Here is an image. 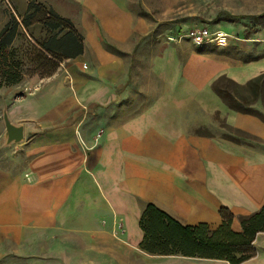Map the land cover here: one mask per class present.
Masks as SVG:
<instances>
[{
    "label": "crops",
    "instance_id": "crops-1",
    "mask_svg": "<svg viewBox=\"0 0 264 264\" xmlns=\"http://www.w3.org/2000/svg\"><path fill=\"white\" fill-rule=\"evenodd\" d=\"M37 1L73 23L83 53L0 87V264H230L150 254L139 219L153 203L216 229L226 208L239 233L264 205V121L212 89L264 74V27L237 47L192 48L153 31L142 0ZM250 106L264 116V96ZM4 107L21 144H2ZM252 246L239 264H264V231Z\"/></svg>",
    "mask_w": 264,
    "mask_h": 264
},
{
    "label": "trees",
    "instance_id": "trees-1",
    "mask_svg": "<svg viewBox=\"0 0 264 264\" xmlns=\"http://www.w3.org/2000/svg\"><path fill=\"white\" fill-rule=\"evenodd\" d=\"M26 1L24 13L10 12L0 28V87L18 84L28 77H49L62 61L83 53L84 37L68 18L37 0ZM230 17L237 19V16ZM258 30L243 38H250ZM181 33L177 30L170 35L178 38ZM222 82L240 86L224 76L213 82V91L228 106L257 115L264 121L262 114L245 104L246 97L240 100L232 98L227 92V84L222 85ZM259 85L261 91L264 74L241 88L255 95ZM219 214L222 223L216 229L209 228L205 223L185 225L155 204L148 203L139 219L144 233L140 247L150 254L213 258L230 264H239L252 257L255 235L264 231V205L256 212L240 216L242 231L239 233L231 230L233 214L228 209L221 208Z\"/></svg>",
    "mask_w": 264,
    "mask_h": 264
},
{
    "label": "rangeland",
    "instance_id": "rangeland-1",
    "mask_svg": "<svg viewBox=\"0 0 264 264\" xmlns=\"http://www.w3.org/2000/svg\"><path fill=\"white\" fill-rule=\"evenodd\" d=\"M142 1L146 5L142 9L143 13L149 17V20L155 26L152 30L161 35H170L177 30H181L184 33L192 28H206L210 32L226 33L229 35L228 43L234 41V46L237 47L238 40H236V37L247 36L258 28L264 27V0ZM20 2L21 0H0V28L7 20L10 12L18 14L17 9L19 8L17 4ZM230 16H237V19H233ZM184 41L183 43L188 44L187 46L195 47L190 39H184ZM224 84H227V92L231 96L242 94L243 89L222 82V85ZM259 87L260 85L255 95L246 93L245 104L247 106H250L259 94L264 96V85L261 91ZM219 122L220 126L224 128L225 124L223 121L219 119ZM198 131L209 134L206 129H200ZM225 136L237 137V134L230 130L225 133ZM22 142L14 144H21Z\"/></svg>",
    "mask_w": 264,
    "mask_h": 264
},
{
    "label": "built area",
    "instance_id": "built-area-1",
    "mask_svg": "<svg viewBox=\"0 0 264 264\" xmlns=\"http://www.w3.org/2000/svg\"><path fill=\"white\" fill-rule=\"evenodd\" d=\"M182 37L189 38L196 45L214 43L218 46L224 47L228 44L229 35L223 32H210L206 28H192L179 34L177 39Z\"/></svg>",
    "mask_w": 264,
    "mask_h": 264
},
{
    "label": "water",
    "instance_id": "water-1",
    "mask_svg": "<svg viewBox=\"0 0 264 264\" xmlns=\"http://www.w3.org/2000/svg\"><path fill=\"white\" fill-rule=\"evenodd\" d=\"M3 123L5 126V133L3 136V145L18 143L23 141V126L21 124H15L10 119L6 107L3 109Z\"/></svg>",
    "mask_w": 264,
    "mask_h": 264
}]
</instances>
